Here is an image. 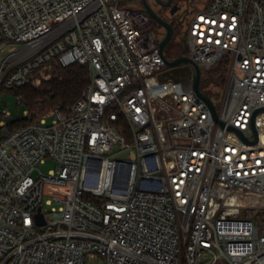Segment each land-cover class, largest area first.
I'll return each instance as SVG.
<instances>
[{
    "label": "built area",
    "instance_id": "obj_1",
    "mask_svg": "<svg viewBox=\"0 0 264 264\" xmlns=\"http://www.w3.org/2000/svg\"><path fill=\"white\" fill-rule=\"evenodd\" d=\"M195 3L186 56L229 62L217 119L123 0H0V91L90 72L71 107L1 113L0 264H264V0Z\"/></svg>",
    "mask_w": 264,
    "mask_h": 264
},
{
    "label": "trees",
    "instance_id": "obj_2",
    "mask_svg": "<svg viewBox=\"0 0 264 264\" xmlns=\"http://www.w3.org/2000/svg\"><path fill=\"white\" fill-rule=\"evenodd\" d=\"M188 76L189 74H186L184 78ZM227 76L228 60L223 59L216 65L212 74L204 81V84L206 86L213 84L224 89ZM89 85L90 72L87 66L74 64L69 67H62L57 64L54 76L50 80L44 81L39 87L28 84L15 90L27 104L29 110L41 107V110L47 111L55 107L65 109L73 106ZM37 118L29 116V118L17 122L15 127L27 126ZM112 126L130 140L129 131L123 122H113Z\"/></svg>",
    "mask_w": 264,
    "mask_h": 264
},
{
    "label": "rangeland",
    "instance_id": "obj_3",
    "mask_svg": "<svg viewBox=\"0 0 264 264\" xmlns=\"http://www.w3.org/2000/svg\"><path fill=\"white\" fill-rule=\"evenodd\" d=\"M195 1L196 3L194 6L198 8H202L204 4L207 2L205 0H175V3L180 7V14L179 16L182 18L181 24H176L173 43L179 44L180 50V57L187 55V48L185 46V36L188 31V26L190 23V20L193 16V8L191 6V3ZM123 5L130 9H141V0H123ZM170 58H175V56L172 54L169 56ZM227 60V59H226ZM57 64H52L50 66H47L37 73L33 75V78L29 85L39 87L44 81L50 80L56 70ZM228 68H229V62H228ZM167 71L169 73V76L174 79H181L184 78V75L186 74H193L192 68L189 65H182L180 67L175 68H167ZM214 71H208V72H202L201 77V88L211 95L213 97L214 102L217 104L220 101V96L223 93L222 87H216L213 84L205 85L204 81L212 74ZM21 96L18 94V92L15 89H2L0 91V121L3 120V117L1 115L2 111L8 110L11 115L14 118H23L26 116V112L29 110V107L25 102H20ZM31 118L40 117L47 115L51 110H41V107L38 108H32L31 110ZM118 149V148H117ZM121 158H125L126 155H120ZM54 163L50 160L47 161L46 164L40 165L39 168L44 173H48L49 170L53 169ZM88 264H105V261L103 258L98 257L97 259L93 260H87Z\"/></svg>",
    "mask_w": 264,
    "mask_h": 264
},
{
    "label": "flooded vegetation",
    "instance_id": "obj_4",
    "mask_svg": "<svg viewBox=\"0 0 264 264\" xmlns=\"http://www.w3.org/2000/svg\"><path fill=\"white\" fill-rule=\"evenodd\" d=\"M168 1L169 0H141V9L138 10L147 15L150 25L155 30L157 37L161 41H163L166 37L168 30L153 17V14L163 22L172 26V38L168 42L165 52L167 56L173 54L175 58H178L180 57V50L176 47H179V44H174L172 40L174 38L176 24L180 25L182 18L179 16L180 10L174 14L172 13V8L176 4L175 0H173L171 5H167ZM146 4L149 6L151 12L146 9Z\"/></svg>",
    "mask_w": 264,
    "mask_h": 264
},
{
    "label": "water",
    "instance_id": "obj_5",
    "mask_svg": "<svg viewBox=\"0 0 264 264\" xmlns=\"http://www.w3.org/2000/svg\"><path fill=\"white\" fill-rule=\"evenodd\" d=\"M173 2V0H169L167 5H171ZM146 9L151 12L149 6L146 4ZM180 10V7L178 5H174L172 8V13H176L177 11ZM153 17L162 25L164 26L168 32L166 37L164 38V40L161 42L160 44V53L161 55L164 57L165 59V63L167 65L168 68H175V67H180L182 65H189L192 68L193 71V75H194V90L196 91V93L203 98L211 107L212 112H213V116L215 119H217V114H216V109L214 107V105L212 104V101L209 97H207L206 95L203 94L202 90H201V77H202V71L199 68V66L194 63L188 56H181L178 58H170L169 56L166 55L165 49L166 46L168 44V42L171 40L172 38V26L163 22L161 19H159L157 16H155L153 14ZM37 220L39 224H43V220L42 217L40 215H37Z\"/></svg>",
    "mask_w": 264,
    "mask_h": 264
}]
</instances>
